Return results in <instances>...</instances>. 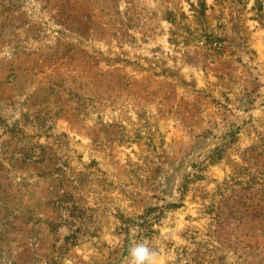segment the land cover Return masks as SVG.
Wrapping results in <instances>:
<instances>
[{
    "label": "rangeland",
    "instance_id": "1",
    "mask_svg": "<svg viewBox=\"0 0 264 264\" xmlns=\"http://www.w3.org/2000/svg\"><path fill=\"white\" fill-rule=\"evenodd\" d=\"M264 264V0H0V264Z\"/></svg>",
    "mask_w": 264,
    "mask_h": 264
},
{
    "label": "clouds",
    "instance_id": "2",
    "mask_svg": "<svg viewBox=\"0 0 264 264\" xmlns=\"http://www.w3.org/2000/svg\"><path fill=\"white\" fill-rule=\"evenodd\" d=\"M176 257L169 255L168 260L175 264ZM123 264H163L161 252L147 238L129 240L127 256Z\"/></svg>",
    "mask_w": 264,
    "mask_h": 264
}]
</instances>
